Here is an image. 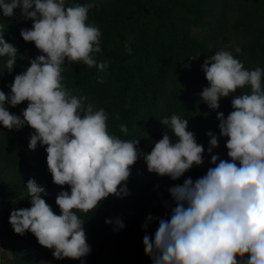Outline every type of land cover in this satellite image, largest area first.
<instances>
[{"label":"clouds","instance_id":"clouds-1","mask_svg":"<svg viewBox=\"0 0 264 264\" xmlns=\"http://www.w3.org/2000/svg\"><path fill=\"white\" fill-rule=\"evenodd\" d=\"M96 6H68L66 0H0L5 17H13L19 7L20 15L32 20V27L21 29L20 36L42 53L14 76L10 94L0 90V125L8 130L25 125L33 129L28 148L34 150L38 142L46 146L52 182L70 189L56 195L58 215L43 198L48 195L46 189L30 178L26 187L31 206L12 210L9 224L16 234L31 232L39 245L53 249L54 258L79 259L81 264L91 248L85 220L78 212L96 209L110 195H128L126 182L141 157L149 173L177 180L204 163L205 151L188 130V119L173 114L161 121L172 135L164 131L144 154L138 138L124 140L111 134L104 109L86 104L87 97L74 95L65 86V61H82L100 72L108 67V61L96 59L102 51L101 32L87 23L89 9ZM3 31L0 25V57H7L6 69L11 72L18 53L4 40ZM125 50L132 52L128 42ZM201 68L208 87L202 89L200 99L212 110L237 89L248 85L251 91L234 96L233 111L226 118L217 112L219 135L228 138L225 147L230 159L211 155L213 166L205 175L195 181L189 177L168 189L176 206L170 219L159 220L154 239L144 236L145 254L153 264H264V69H245L227 50L206 58ZM98 82L103 83L102 76ZM25 101L21 115L8 111L7 106ZM114 118L120 119L118 114ZM119 130L128 133L125 124ZM206 136L211 154L219 146L218 138L211 131ZM115 224L124 227L118 218Z\"/></svg>","mask_w":264,"mask_h":264},{"label":"trees","instance_id":"trees-1","mask_svg":"<svg viewBox=\"0 0 264 264\" xmlns=\"http://www.w3.org/2000/svg\"><path fill=\"white\" fill-rule=\"evenodd\" d=\"M87 3L97 5L89 9L87 20L101 32L102 51L96 54V59L108 61V67L100 72L82 61L72 64L65 61L62 82L74 95L87 97L86 104L104 109L109 132L124 140L138 138L139 148L147 154L164 131L172 135L161 121L176 114L188 119V130L194 133L198 144L200 140L208 142L209 131L218 138L219 146L211 154L207 151L209 146H203L204 163L194 165L177 180L149 173L141 157L132 166L126 182L128 195L122 198L110 195L96 209L77 213L85 220L83 228L91 248L82 258L83 264H153L145 254L143 238L147 235L154 239L159 220L170 219L176 203L168 189L182 185L189 177L195 181L205 175L213 166L211 155L230 159L225 147L228 138L219 135L217 112H223L226 118L233 111L234 96L251 91L246 85L229 97H222L216 110L200 99L202 89L208 87L201 65L211 56L210 43L225 33L224 19L229 12L234 13L236 22L232 31L240 39L239 60L247 70L264 69V0H66L68 6ZM14 13L13 17H5L0 11L3 38L18 53L11 72L6 69L7 57H0V90L6 95L10 94L8 86L33 43L25 42L20 36L21 29L32 27V20L20 15L19 7ZM126 42L132 49L131 54L125 50ZM194 55L199 56L191 60ZM101 76L103 83L98 82ZM7 107L10 113L21 115L16 108ZM26 107L27 101L23 102V109ZM114 114L120 119H115ZM121 124L127 126V134L120 132ZM33 131L27 125L19 130L0 125V158L7 165L8 158H18V165L27 172L20 185L4 183V172H0V227H4L5 235L12 236L5 243L12 248L17 264H32L35 259L45 257L40 252L43 246L31 232L16 234L9 224L12 210L31 206L28 180L34 179L46 189L48 195L43 198L56 213L59 210L56 195L61 190L70 191L68 185L61 187L52 182L46 146L38 142L34 150L28 148ZM117 218L123 228L116 226ZM106 219L113 223L106 224ZM52 252L53 249L45 255L54 264H81L79 259H56Z\"/></svg>","mask_w":264,"mask_h":264},{"label":"rangeland","instance_id":"rangeland-1","mask_svg":"<svg viewBox=\"0 0 264 264\" xmlns=\"http://www.w3.org/2000/svg\"><path fill=\"white\" fill-rule=\"evenodd\" d=\"M97 2H103L105 0H93ZM236 22V16L234 13L229 12L225 19L224 24H226V31L223 35H220L218 39L214 43H210L209 49L211 50V56H213L219 50H227L232 53L234 58L239 60L238 53L235 51L239 46V36H237L236 32L232 31V26ZM200 33V32H199ZM204 34V31H202ZM42 53L36 49L34 43H32V47L29 51L26 52L25 60L21 63L19 72L25 71L29 66V60L35 58L37 55H41ZM210 56V57H211ZM240 61V60H239ZM16 110L21 114L23 111V102L17 106H15ZM203 146H209L208 142H204L203 140L199 141ZM19 159L9 160L8 165L0 158V172L1 170L4 172V183L13 185L15 183L22 184L24 182L23 178L27 175L25 169H22L21 166L18 165ZM56 214H60V210L57 211ZM4 227H0V264H17L16 259L14 258L12 248L7 245L5 242L9 239L12 240V236L10 233L8 235L3 232ZM9 238V239H8ZM43 252L42 254L45 256L42 259H35L32 264H54L51 259L46 257V252L52 249H47L45 247L41 248Z\"/></svg>","mask_w":264,"mask_h":264}]
</instances>
